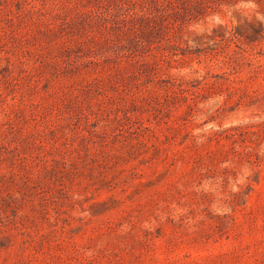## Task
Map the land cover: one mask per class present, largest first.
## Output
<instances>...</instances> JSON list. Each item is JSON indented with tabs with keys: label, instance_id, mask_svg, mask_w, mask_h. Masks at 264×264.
Segmentation results:
<instances>
[{
	"label": "rangeland",
	"instance_id": "obj_1",
	"mask_svg": "<svg viewBox=\"0 0 264 264\" xmlns=\"http://www.w3.org/2000/svg\"><path fill=\"white\" fill-rule=\"evenodd\" d=\"M0 264H264V0H0Z\"/></svg>",
	"mask_w": 264,
	"mask_h": 264
}]
</instances>
